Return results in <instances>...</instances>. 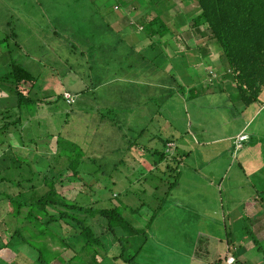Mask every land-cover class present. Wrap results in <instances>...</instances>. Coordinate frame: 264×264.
<instances>
[{
  "label": "trees",
  "instance_id": "trees-1",
  "mask_svg": "<svg viewBox=\"0 0 264 264\" xmlns=\"http://www.w3.org/2000/svg\"><path fill=\"white\" fill-rule=\"evenodd\" d=\"M161 1L163 0L144 1L145 10H149L144 17L137 16L139 14L138 11L142 12L139 6L136 9H132L129 6L135 0H71L68 3L71 8L67 9L64 5H60L59 9L62 12H71L70 14L73 13L74 16L78 15L77 13L87 14L92 22L97 16H101L103 11L113 10L109 14L111 22L107 26L111 27L112 24L113 26L115 24L119 25L118 35L121 37L126 36V32L128 33L126 29L139 28L137 26L141 23V30H147L146 38L148 44L146 48L154 50L159 40L167 33L171 34L172 38H175L176 35L173 34V31L169 29L161 17L173 3L170 2L167 5ZM195 1L198 3L197 9L187 14L191 23L190 29L193 34L199 36L197 40L199 38L203 40L204 45L217 47L218 57L222 65L214 69L215 75L209 74L204 78H202L204 73L202 69L200 70L198 73L199 77H195L204 79V81H198L199 85L190 89L192 93H190L191 95L188 94L189 99L198 98L205 92L207 94L212 89L213 82L216 79H219V83L223 85L230 80V85H226L227 87L224 86L220 90V93L227 97L226 101H234L235 103L238 101V103L243 104L240 107L242 112L254 105H258L259 108L264 107V98H262L264 94V0ZM137 2L139 3V1H136L135 7L138 5ZM152 11L155 14H153L151 20L147 21V17L152 14ZM112 14L115 16L111 17ZM135 17H138L137 21H133ZM102 19L104 18L102 17ZM133 31L134 35L138 33L136 30ZM91 35L93 36V34ZM8 40L9 35L4 37V39H0V42ZM18 46H20L19 43ZM142 58L144 59L143 65L145 68H142L141 75L134 77L129 85H119V87L123 86L127 87V89L126 92L121 90L123 94L117 93L119 100L123 97L126 103H133L128 106L129 114L132 112L128 121L133 123V129H130L133 132L134 128L137 127L136 123H134L135 113L133 111L138 113L137 111H140V107L144 104L143 100L139 101L143 96L141 93L143 87L148 89L149 86L148 91H154L151 89H156V92L160 91V86L152 88L151 85L143 83L144 73L148 74L150 72L146 70L149 62L147 60L148 56L144 55ZM135 65L125 64L119 66L122 68L127 67L129 69L128 73H131L134 71ZM0 69H4L0 72V147L6 142L11 145L10 148H14L12 146V138L9 136L13 128L17 133L18 131L21 132V135H18L19 137L14 135L15 141L20 144V147H23L26 143L37 144L41 138L39 128L41 129L46 124L45 121L48 117L44 120L31 119V123L35 125L33 130L35 137L29 139V142L23 140L21 127L24 122L29 117L41 115L45 111H50V114L53 115L51 105L58 104L61 98L69 106H73L78 102L79 98L77 95L85 92L83 90L85 89L84 87L83 89H77L76 92L72 89H66L57 99L54 98L53 94L39 96L42 89L39 83L40 77L33 72L32 68L20 62L8 52L4 55L0 53ZM128 73L116 75L114 80L117 81L116 78L118 79L119 76L120 79L132 78L133 76ZM126 74L129 76H125ZM114 80L106 83L101 82V86L107 84L111 88L115 87L113 84ZM145 82H148V80ZM94 88V91H98L100 86L94 85ZM179 88L180 94L187 98L184 84L179 83ZM121 89L124 88L121 87ZM54 92L56 94L57 91ZM67 92L74 97V101L66 97ZM117 94L111 93L110 97H106L105 105L96 109L95 114H93V116L98 118L100 125L109 122L107 120H110L108 117L112 113L116 114L117 117L119 116L120 108L123 104H121V101L117 102L115 100ZM149 98L156 99L153 96ZM222 106L221 103L220 107ZM160 110L161 107L158 106L157 116ZM69 116L66 120L67 124L69 123ZM151 120L153 121L152 117ZM159 127L158 129L154 128L152 134L155 136L153 139L155 138L163 143V148L161 149L139 143L138 139L143 138L149 129L138 128L135 132L138 134L136 142L130 138L128 132L122 134L125 142V146L122 148H126L131 155L133 152L135 153L134 149L140 150L142 155L140 153L135 156L132 155L135 165L133 171L136 175L125 177L123 179L125 186L120 184L121 189L118 192H116L118 189H113L109 184L112 183L116 187L121 181L115 180L114 177L107 180L109 176L103 180L101 177H96L101 172L103 174L106 173L104 170L97 168H102L105 165L103 161L106 153H104L105 150L102 149V151L100 148H104L106 144L102 142H99L100 144L97 145L96 149L90 152L86 159L91 160L86 162L84 155H77L78 146L70 141V137L63 136V132L58 137L57 134L47 133L46 136L52 140V142L50 140L48 143L52 145L55 141L57 152L53 157L54 163H50L46 170L44 168L37 169L36 164L28 157L17 155V153L16 156H12L9 166L3 171L0 170V173L2 172L0 175V199L6 197V200L11 204V209L5 215L7 220L0 223V226L4 228V232L6 227L13 229L10 242L3 246L4 249H9L13 245L15 249L16 255L10 264L35 263L27 253L22 252L23 254L18 258V251L21 253L18 247L30 244L28 240L30 238L34 240L32 248L38 252L36 262L39 264H121V262L125 264H141L139 261L140 258L142 259V252H144L146 243L149 242L153 227L160 223L162 227L164 225L167 237L172 230L180 228L179 225L171 222L175 221L176 217L172 218L166 208L168 205L171 207L175 205L178 208L177 204H181L179 201L181 198L174 196L172 191L181 180L182 171L180 172V164H183V159L194 152V150H190L183 154L177 153L180 147L189 149L192 146L189 148L188 146L182 147L184 145L182 132L179 133V139L182 142L177 144L178 141L173 136V127L168 132V137H163L165 131L163 127L161 128V125ZM247 127L246 131L251 135L246 148L237 149L236 143L231 144V150L249 161L254 156H256V158L254 157L256 160L257 158L260 160L261 156H263V160L255 162L252 167H255L258 163H260L259 166L262 165L261 167H264V153L259 150L261 146H264V136L255 135L253 133L254 130L249 132L250 127L248 124ZM222 142L215 143L214 146L209 145V148L215 147V145L220 146V144H223ZM197 144L199 145V143H195L196 148H198ZM223 146L219 147L218 151L226 147L225 144ZM112 148L118 149L117 146ZM14 150L18 151L17 148H14ZM216 154L214 157L222 158L221 152H216ZM139 157L140 162L138 161ZM226 160L229 161L230 159L226 158ZM121 161H124V159ZM174 161L178 163H174ZM59 163L62 166L59 167ZM221 164L222 162L212 164V174L214 170H217L215 167L219 168L218 171L222 173L226 171L220 167ZM240 164H242L244 170L243 163ZM91 166L95 167L92 168ZM261 167L256 168L257 171H261ZM138 168L139 171H137ZM147 173L152 174V176H148ZM219 177L224 179L225 175H219ZM66 179L79 180L83 183V187L75 199L67 198L57 190V185ZM151 180L154 182L151 183ZM4 183L7 186L18 188V193L2 190L1 185ZM102 186L104 188H101ZM250 187L256 188L257 191L253 196H250L249 202H246L247 205L250 204L249 206L251 207L255 206L264 209V188L257 187L253 181H251ZM151 190L159 191L160 193L150 195ZM230 196L233 197L232 195ZM246 203L241 204L235 199V201L232 200L231 204L230 200L228 205L223 204L224 208L240 205L241 211L246 213L247 224L240 231L229 229L225 220L222 219V214L215 215L217 220L212 234H209V238L213 240V243H216L215 247L220 250H222V247L225 249L226 256L218 261L220 264H264V238L256 236L254 226L256 218L254 213L250 214L248 212L251 207L249 208ZM174 211L176 212L177 210ZM188 216L189 213H187L186 217L187 222ZM17 218L18 221H26V224L21 227L18 224L15 225V219ZM139 218H148V222L144 227L139 226L137 220ZM67 227L70 231L68 234L65 232ZM261 230L264 231V226ZM205 234L206 232L201 237L206 236ZM247 236L252 237L256 244V253L260 261L258 263H247L242 260V254L239 249L244 247ZM49 237L52 242L59 244L62 248L53 250L49 243L50 239L47 242L45 241ZM238 240H242L241 246L237 245ZM49 254H53L51 260L48 257ZM230 258L234 259L232 263H229ZM1 259L2 255H0V264H5ZM18 259H21L20 263H18ZM24 259L28 262H25ZM154 263L158 264L155 260Z\"/></svg>",
  "mask_w": 264,
  "mask_h": 264
},
{
  "label": "rangeland",
  "instance_id": "rangeland-1",
  "mask_svg": "<svg viewBox=\"0 0 264 264\" xmlns=\"http://www.w3.org/2000/svg\"><path fill=\"white\" fill-rule=\"evenodd\" d=\"M136 1H139V3L137 2L138 5L135 7ZM144 1L146 0H135V2L129 4L132 9H136L139 6L142 12L137 10L139 12L138 17H144L146 12L149 11L145 10ZM168 1H161L167 5L170 2L173 3L169 10L164 12L161 17L169 29L173 31V34H176L175 38H172L171 34L167 33L159 40L156 49L150 50L146 48L148 44L146 38L147 30H141V23L137 26L140 29H126L128 33L130 32L129 34L126 32L127 37H120L118 35L119 25L115 24V27L113 24L111 27L107 26L111 22L109 14L113 10L103 11L101 16H97L99 19L96 20V18L92 22L87 14L77 13L78 15L74 16L73 13L70 14L71 12H62L59 9L60 5H64L67 9L71 8V6H68L71 0H0V39H4V37L9 35L8 41L0 42V53L4 55L8 52L11 56L32 68L33 72L40 77L39 83L42 89L39 96L53 94L55 96L54 98L57 99L66 89H72L74 92L80 88L83 89L85 87L86 89H83L85 92L77 95L79 99L75 105L69 106L61 98L58 104L51 105L53 115L50 114V111H45L41 115L38 114L29 117L24 122L21 127L23 140L29 142V139L35 137V133H33L35 125L31 123V119L44 120L48 117L45 121L46 124L41 129L39 128L41 138L37 144L26 143V145L20 147V144L15 141V137L21 135V132L18 131L17 133L13 128L9 136L13 141L12 146L17 148L18 151H15L16 149L13 151L14 148H10L11 145L6 142L1 145V171L9 166L10 158L16 156V153L17 155L31 159L36 164L37 169L44 168L46 170L50 163H54L53 157L57 152L55 141L52 145L49 144L48 142L51 139L46 135L47 133H52L54 135L57 134L58 137L63 132V136L70 137V141L78 146L77 155H84L85 159L88 158L90 152L96 149L97 145L100 144L99 142L106 144L104 148H100V150H105L104 153H106L103 161L105 165L103 167L100 166L102 168L97 167L106 173L103 174L101 172L96 177H101L103 180L109 176L107 180L114 177L115 180L118 179L119 182L121 181L116 187L112 183L109 184L113 189H118L116 190L118 192L121 189L120 184H123L125 177L128 175H131L130 177L136 175L133 171L135 165L132 155L141 154L140 150L134 149L135 153L133 152L131 155L126 148H122L125 146L122 135L124 132H128L130 138L136 142L138 138V134L135 133L136 130L138 128L149 129L143 138L138 139L139 143L147 145L148 147L151 145L154 148L161 149L163 148V143L155 138L153 139L155 137L152 134L154 128L158 129L160 128L159 125H161V128L163 127L165 131L163 137H168V132L173 127V136L176 137L177 144L182 142L179 139L180 131L184 135V145L182 147L188 146L189 148L192 146L189 149L180 147L177 152L183 154L187 151L194 150L192 155L184 158L183 164H180V172L182 171L181 180L172 191L174 196L181 198L179 199L181 204H177L178 208L175 205L173 207L168 205L166 208L172 218L176 217V220L171 222L179 225L180 228L178 227V229L172 230L168 233L167 237L164 225L162 227L160 223L153 227L154 229L152 228L149 242L145 245L146 252L141 256L142 259L140 258L139 261L141 264H157L154 263V260L157 259L160 253L166 251L165 247H168L167 245H163L161 248L159 246L160 241L176 244L178 248L183 249L182 252L186 250V235L188 236L189 234L191 238H195L199 225L196 221H186L187 213L183 208L191 207L192 209L200 211L206 207L215 206L219 210V214H221L223 204L228 205L229 200L230 204L235 199L243 202V204L249 202L248 199L251 198L250 196H253L257 191L256 188L250 187L251 181L256 183L257 187L264 188V167H261L262 165L259 166V163L255 167H252L255 162L261 161L262 156L260 160L258 158L256 160V156H254L255 158L252 157L249 161L237 152L233 153L228 143H224L228 145L221 151H218V148L224 147L223 144L209 148L210 146H207L205 143L206 140H211L213 137L228 135L237 125L243 126V121L247 119L248 122L255 115L254 113L259 109L258 105H254L244 112L241 111L242 108L240 109L243 104L238 103V101L236 102L237 108L230 105L229 101H226L227 97L220 93V90L224 86L227 87V84H220L219 79L216 78L213 82L212 89L207 94L205 92L196 101L189 99L188 94L191 95L190 93H192L190 89L197 87L199 85L198 81L201 82L204 80L195 77H199L198 73L201 69L204 73L202 78L207 77L209 74L215 75L214 69L216 67H213L215 63H211L214 61L211 58H215V62L218 61L217 47L204 45L203 40L201 38L197 40L199 36L193 34L190 29L191 23L187 14L197 9L198 3L195 0ZM153 14L155 13L152 11V14H149V17H147V21L152 19ZM114 16V14L111 15V17ZM138 17H135L133 21H137ZM75 26L76 30L74 31ZM133 30L138 31V33L134 35ZM18 43L20 46H18ZM113 55H115L114 58ZM144 55L148 56L147 60L149 62L146 70H149L151 74L144 73L143 83L151 85L152 88L160 86V91H148L149 86L148 89L143 87L141 91L143 96L139 101L143 100L144 104L140 107L142 111H137L138 113L134 114V123H136L137 127L134 128L135 130L133 132V130L130 131V129H133V123L128 121V106L133 103H126L123 97L119 100L117 94H123L122 91L124 90L126 92L127 89V87H119V85H129L130 82L117 78V81H115L114 77L129 72L127 67L122 68L119 66L125 64H136L135 66L137 67L134 68L133 72L128 74H131L133 77L141 75L142 68H145L143 65L144 59L142 58ZM3 70L0 69V72ZM128 74L125 76L128 77ZM112 80H114L113 84L116 88L101 86V82L106 83ZM147 80L148 82H145ZM179 83L184 84L187 98H184L180 94ZM94 85L100 86L98 91H94ZM121 87L124 89H121ZM54 91H57L56 94ZM111 93H116L117 97L115 100L117 102L121 101V104H123L120 108L121 111L118 117L114 113L108 117L110 120L107 121L110 123L107 122L106 124L100 125L98 118L93 116V114H95L96 109L105 105V97H110ZM151 96L156 97V99L149 98ZM66 97L74 101V97L69 92L66 93ZM262 98H264V94ZM221 103L223 105L222 107H220ZM158 106L161 107L160 113L162 112V114L160 115L159 113L157 116ZM144 111L146 115H144ZM259 113L257 114L259 116L258 120H264V111L262 114ZM68 116L69 123L67 124L66 120ZM53 120L54 122L52 123ZM249 127V132L259 130V133L264 136V121L251 123ZM175 129L177 132L174 131ZM248 139L249 136L247 134H241L238 136L236 142L241 147V143ZM117 142H119L120 147L113 149L112 147L117 145ZM195 143H199V145L197 144L198 148H196ZM230 144H233V142L231 141ZM73 150L76 151L75 149ZM259 150L264 153V146H261ZM216 152H221L222 158L214 157L217 155ZM226 158L230 160L228 161ZM122 159L124 161H121ZM89 160L91 159H86V162ZM139 160L140 157L138 158ZM220 162H222L220 167L228 171L222 173L218 171L219 168L215 167L217 170H214L213 174L207 175L208 166L211 165V169H213L212 164H219ZM174 163L178 162L174 161ZM240 163H243L244 170ZM58 166L60 167L62 164L59 163ZM91 167L93 168L95 166ZM259 167H261V171H257L256 168ZM137 171H139V168ZM147 175L152 176L150 173H147ZM213 175L217 176V178L215 179ZM219 175H225V178L222 180ZM150 182L153 183L154 181L151 180ZM123 186L125 185L123 184ZM9 187L5 183L1 185V189L4 191L18 193V188ZM82 187L83 183L81 181L66 179L57 185V190L67 198L75 199ZM101 188L104 187L102 186ZM155 193L160 192L150 191V195ZM227 195H232L233 197L229 198ZM10 209L11 204L6 200V197L1 198L0 223L7 220L5 215ZM174 210L177 211L175 212ZM209 217L206 213L203 218L208 219ZM137 220L140 227H144L148 222V218H139ZM203 221V223L208 224L210 220L203 219ZM25 222L18 221V218L15 219V225L18 224L19 227L26 224ZM199 223L200 229L203 230L205 228L204 231L207 234L209 232L207 225H203L201 222ZM190 224H195V228L190 227ZM3 229V226H0V255L7 259V262H4L5 264H10L16 255L14 252L15 249L13 245L9 249H4L3 246L7 242H10L13 229L6 227L5 232ZM66 230L65 232L68 234L70 232L68 227ZM28 240L30 244H26L24 247H18V250L21 251V253L18 251V258L23 253H27L29 257H31L30 255L33 256L31 259L35 263L32 262V264H39L36 262L38 252L32 248V242L34 240L31 238ZM45 241H49L53 250L62 248L59 244L52 242L50 237ZM151 251L152 253L147 255ZM176 254L177 252H171L167 255L163 254L165 260L162 257L158 264H179V259ZM52 255L49 254L48 256L50 260ZM145 257L147 258L146 261ZM24 261L28 262L26 259ZM20 262L21 259H18V263ZM232 262L233 258H230L229 263ZM121 264L125 263L121 262Z\"/></svg>",
  "mask_w": 264,
  "mask_h": 264
},
{
  "label": "crops",
  "instance_id": "crops-1",
  "mask_svg": "<svg viewBox=\"0 0 264 264\" xmlns=\"http://www.w3.org/2000/svg\"><path fill=\"white\" fill-rule=\"evenodd\" d=\"M211 59L214 60L211 63H215V65H213V67L219 68L222 65L221 60L219 59V57L217 58V60H218L217 62H215V58H211ZM197 67H199V66H197ZM133 78L134 77H132V78L130 77V78H127V79H120L118 77L119 80H125V81H129V82H131V80H133ZM229 81L227 82V85L228 84L230 85ZM103 86L106 87L108 85L104 84ZM190 86H191V84H190ZM151 90L157 91L156 89H151ZM106 99L107 98L105 97V101H106ZM194 99H197V97L193 98L192 100H194ZM233 102L229 101V104L233 105V106H235L237 108V104L235 102L234 103ZM140 111H142V110H140ZM263 111H264V107L259 108L256 111V113H254L255 115L252 118L249 119L250 121H248V126L251 123H255V122L257 123L258 121H260V122L264 121V120H258L259 116H257V114L259 112H260L259 114H262ZM133 113H136V111H133ZM143 113H144V115H146L145 111ZM129 115H132V112H130ZM246 124H247V119L245 121H243V126L237 125L236 128L232 129V133L231 134L226 135V136L213 137L211 140H206L205 143H206L207 146H209V145L210 146L211 145L214 146L215 143H219V142L223 141L222 142L223 144L224 143H228L230 146H232L230 144V141H233V144L237 143V145H236L238 147L237 149H245L246 148V144L250 141V135H251V134H249L246 131V129L248 128ZM260 127L262 128V126H260ZM175 131H176V129H175ZM179 133H180V131H179ZM253 133H255V135L262 136L261 133H259V130H254ZM241 134H247L249 136V139L247 141L242 142L241 143L242 146L240 147V145L238 144V142H236V140H237L238 136H240ZM115 146H117V148H118L119 144L115 145ZM213 146L211 148H213ZM261 160H262V158H261ZM259 165H260V163H259ZM211 171H212V169L209 166L208 167V171H207V175L212 174ZM226 171H228V170L226 169ZM214 177H216V176H214ZM228 197H231V196L228 195ZM240 203L243 204V202H240ZM229 207L230 206H228V208H224V206L222 207V210H221L222 219L225 220V222H226V224H227L229 229H233L235 231H240L242 228L245 227L244 225L247 224V222H246L247 220L245 219L246 218V213H243L241 211V206L240 205L239 206L236 205V206L230 207V208ZM183 210H185L187 213H189V216H188V221L189 222L190 221L198 222L199 226H198V231L196 233L195 238H191L189 234H188V236L186 235L185 241H186L187 247L185 248L186 250H184V252H182L183 249L178 248L176 246V244H173L170 241H168L170 243H166V242H163V241L161 242L160 241V245L159 246L161 248L163 247V245H167L168 247H165L166 251L163 252V253H160V251H159L160 254H159V256H157V259L155 261H157V262L161 261L162 257L165 260V257L163 256V254L167 255V254H169L171 252H173V253L177 252L176 256L179 259V264H220V263H218V261L222 260V258H224L226 256L225 255L226 254L225 253V249L222 247V250H220L218 247H215L216 243H213V240H211L209 238V236H210L209 234L210 233L212 234V230L215 227L214 224L216 223V220H217L215 215L219 214V210L216 209L215 206L214 207H212V206L206 207L204 210H200V211L197 210V209H192L191 207L183 208ZM213 210H215V211H213ZM248 212L250 214L254 213V216L256 218L255 219V223H254L256 236H258L260 238H264V231L261 230L263 228V226H264V209L252 206L248 210ZM206 213L208 214V216H210L208 219L207 218H203ZM203 219L210 220V221H208V224H206V223H203L204 222ZM199 222H201V224L203 223V225L206 224L208 229H209V232L207 234H205L206 236H204V237H201V236L205 232L204 231L205 228L203 230H201ZM210 222H213V223H210ZM190 227H194L195 228V224H190ZM196 228H197V226H196ZM190 239H191V241H190ZM241 243H242V240H238L237 241V245L238 246H241ZM255 245L256 244L254 243L252 237L250 238V237L247 236L246 243H244V247L239 249L241 251V254H242L241 255L242 256V260H244V262H247V263H249V262L250 263L251 262H253V263L260 262L259 258L257 256V253H256ZM188 246H189V248H188ZM145 252L146 251L144 249V252H142V255ZM149 253H152V251L148 252L147 255ZM31 257L33 258V256H31ZM8 258H10V257H8ZM1 260L4 261V262H7V259L4 258V256H2ZM146 260H147V258L145 257V261ZM160 263H162V262H160Z\"/></svg>",
  "mask_w": 264,
  "mask_h": 264
},
{
  "label": "built area",
  "instance_id": "built-area-1",
  "mask_svg": "<svg viewBox=\"0 0 264 264\" xmlns=\"http://www.w3.org/2000/svg\"><path fill=\"white\" fill-rule=\"evenodd\" d=\"M234 260V259H233Z\"/></svg>",
  "mask_w": 264,
  "mask_h": 264
}]
</instances>
